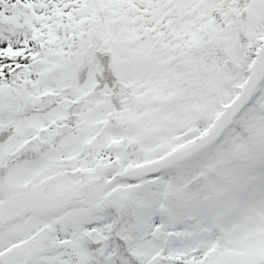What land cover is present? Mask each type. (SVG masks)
Instances as JSON below:
<instances>
[{
	"label": "snow or ice",
	"instance_id": "snow-or-ice-1",
	"mask_svg": "<svg viewBox=\"0 0 264 264\" xmlns=\"http://www.w3.org/2000/svg\"><path fill=\"white\" fill-rule=\"evenodd\" d=\"M0 264H264V0H0Z\"/></svg>",
	"mask_w": 264,
	"mask_h": 264
}]
</instances>
